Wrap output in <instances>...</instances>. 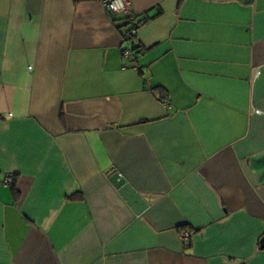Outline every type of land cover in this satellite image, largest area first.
<instances>
[{"label": "crops", "instance_id": "crops-1", "mask_svg": "<svg viewBox=\"0 0 264 264\" xmlns=\"http://www.w3.org/2000/svg\"><path fill=\"white\" fill-rule=\"evenodd\" d=\"M126 2L0 0V264H264V0Z\"/></svg>", "mask_w": 264, "mask_h": 264}, {"label": "built area", "instance_id": "built-area-1", "mask_svg": "<svg viewBox=\"0 0 264 264\" xmlns=\"http://www.w3.org/2000/svg\"><path fill=\"white\" fill-rule=\"evenodd\" d=\"M99 1L101 3L104 13L113 23L116 22L119 17L131 21L135 17L126 0H99ZM135 34H136L135 27L132 26L128 28L121 37L122 43L127 44L131 48V45L134 43ZM131 54L132 51L129 48L122 50L123 57H129L131 56ZM163 106L165 109L169 108L167 104H164ZM4 185L6 187H11L13 185L12 178L5 179ZM189 238H190L189 232H182L179 234V240L183 245L189 243Z\"/></svg>", "mask_w": 264, "mask_h": 264}, {"label": "water", "instance_id": "water-1", "mask_svg": "<svg viewBox=\"0 0 264 264\" xmlns=\"http://www.w3.org/2000/svg\"><path fill=\"white\" fill-rule=\"evenodd\" d=\"M110 182L118 190L119 195L127 202L135 214H140L146 209V203L118 174L113 175Z\"/></svg>", "mask_w": 264, "mask_h": 264}, {"label": "trees", "instance_id": "trees-1", "mask_svg": "<svg viewBox=\"0 0 264 264\" xmlns=\"http://www.w3.org/2000/svg\"><path fill=\"white\" fill-rule=\"evenodd\" d=\"M144 21V20H143ZM142 21V22H143ZM131 23H132V25H134L133 27H135L136 28V26L139 24V22L138 23H136V24H133V22L131 21ZM14 183V182H13Z\"/></svg>", "mask_w": 264, "mask_h": 264}]
</instances>
